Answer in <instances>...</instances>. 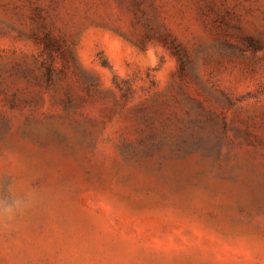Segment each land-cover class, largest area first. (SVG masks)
Wrapping results in <instances>:
<instances>
[{"label": "rangeland", "instance_id": "374dc122", "mask_svg": "<svg viewBox=\"0 0 264 264\" xmlns=\"http://www.w3.org/2000/svg\"><path fill=\"white\" fill-rule=\"evenodd\" d=\"M0 264H264V0H0Z\"/></svg>", "mask_w": 264, "mask_h": 264}, {"label": "clouds", "instance_id": "9594fccd", "mask_svg": "<svg viewBox=\"0 0 264 264\" xmlns=\"http://www.w3.org/2000/svg\"><path fill=\"white\" fill-rule=\"evenodd\" d=\"M34 202V194L29 191L17 193L9 187L0 193V222L10 223L27 211Z\"/></svg>", "mask_w": 264, "mask_h": 264}]
</instances>
